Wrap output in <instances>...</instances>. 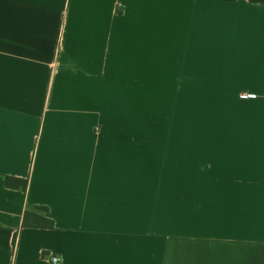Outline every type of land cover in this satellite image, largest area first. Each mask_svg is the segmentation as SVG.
<instances>
[{"label": "crops", "instance_id": "obj_1", "mask_svg": "<svg viewBox=\"0 0 264 264\" xmlns=\"http://www.w3.org/2000/svg\"><path fill=\"white\" fill-rule=\"evenodd\" d=\"M52 256L264 264V0H0V264Z\"/></svg>", "mask_w": 264, "mask_h": 264}, {"label": "trees", "instance_id": "obj_2", "mask_svg": "<svg viewBox=\"0 0 264 264\" xmlns=\"http://www.w3.org/2000/svg\"><path fill=\"white\" fill-rule=\"evenodd\" d=\"M4 183L7 188L13 190L26 191L28 188V180L26 179L5 176ZM37 210L43 214L48 213V208L46 207H38ZM43 214L27 211L24 215L22 227L53 230L55 228L54 222Z\"/></svg>", "mask_w": 264, "mask_h": 264}, {"label": "built area", "instance_id": "obj_3", "mask_svg": "<svg viewBox=\"0 0 264 264\" xmlns=\"http://www.w3.org/2000/svg\"><path fill=\"white\" fill-rule=\"evenodd\" d=\"M247 97H252V96L247 95ZM50 262L52 264H60L61 263V258L58 257V256H52V257H50Z\"/></svg>", "mask_w": 264, "mask_h": 264}]
</instances>
